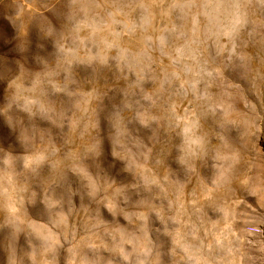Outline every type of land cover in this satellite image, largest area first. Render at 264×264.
Returning a JSON list of instances; mask_svg holds the SVG:
<instances>
[{
	"label": "rangeland",
	"instance_id": "374dc122",
	"mask_svg": "<svg viewBox=\"0 0 264 264\" xmlns=\"http://www.w3.org/2000/svg\"><path fill=\"white\" fill-rule=\"evenodd\" d=\"M46 3L0 0V67L27 60L42 68L24 87L35 89L31 98L48 117L22 162L47 183L40 193L46 216L29 211L33 190L19 165L0 161V225L21 229L22 264H264V3L62 0L63 50L43 66L52 52L40 31L50 18ZM101 68L103 77L82 82V70ZM50 89L60 98L55 104ZM225 109L254 119L256 129L230 125L247 163L220 200L208 191L211 172L177 179L155 163L153 144L123 139L137 116L138 126L161 128L179 147ZM101 128L103 155L86 162L90 170L73 169L79 180L68 174L73 191L87 195L65 203L59 162L85 143L95 151L89 141ZM15 135L0 118V155L20 154ZM0 264H8L3 252Z\"/></svg>",
	"mask_w": 264,
	"mask_h": 264
},
{
	"label": "clouds",
	"instance_id": "9594fccd",
	"mask_svg": "<svg viewBox=\"0 0 264 264\" xmlns=\"http://www.w3.org/2000/svg\"><path fill=\"white\" fill-rule=\"evenodd\" d=\"M261 3H264V0H261ZM45 8L50 11V18H44L40 31L46 39L51 41L52 52L51 60L40 61L43 66L57 61L59 52L63 50L61 41L66 39L62 32L64 28L62 0H47ZM41 70V67L28 66L27 60H16L15 67H9L6 70L0 67V118H3L5 125L16 134L15 141L20 149L19 155L3 152V155H0V161H3L5 165L12 161L16 169L19 165L21 170L17 174L23 183L33 190L31 196L34 204L29 211L35 217L47 215L48 209L44 206L40 196L42 191H46L47 183L35 179L37 170L24 168L22 162L24 153L35 148L36 140L42 130L41 125H48V117L44 114V110L31 98L35 94V89L32 87L26 88L24 84L30 82L31 78L39 74ZM93 75L103 77L105 70L103 68L99 70H82V82L88 83ZM48 97L51 104L57 103L60 99L56 95L55 89L49 90ZM136 103L139 104V101ZM203 114L207 115L208 109H204ZM104 119L112 130L110 111ZM137 119V116H133L128 120L129 131L122 134L125 141L132 143L137 138H143L153 144L157 157L155 163L157 165H167L174 169L177 179L188 174L198 175V170L211 172L214 177L212 180L213 186L208 191L215 193L217 200L231 193L232 184L238 179L239 169L237 166H243L247 161L242 154V150L236 146L230 125L242 122L249 134H255L256 124L254 119L247 116L241 118L239 114L225 109L220 118L207 120L198 136L195 138L186 137L183 145L179 147L172 142L161 128L148 129L147 126L140 127L137 125ZM102 133L101 128L96 136L89 141V143L95 145V151H89L88 143H85L81 145L77 153H65L62 161L59 162L60 171L66 179L65 195H63L65 203L70 204L73 195L79 194L81 198L87 195L83 187L73 191L71 177L68 174L70 173L71 176L77 177L79 180V177L73 174V169L83 165L90 170L86 162L98 160L103 155L105 137ZM108 140L113 156L110 134ZM0 151L3 150L0 149ZM50 155H54V153ZM5 179H8L7 169ZM24 190L13 189L14 192ZM20 230L19 226L12 228L8 225H0V252L7 255L8 264H22V259L18 255L20 248L17 233Z\"/></svg>",
	"mask_w": 264,
	"mask_h": 264
}]
</instances>
